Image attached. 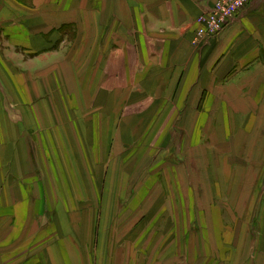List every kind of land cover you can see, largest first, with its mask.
Here are the masks:
<instances>
[{
  "label": "crops",
  "instance_id": "obj_1",
  "mask_svg": "<svg viewBox=\"0 0 264 264\" xmlns=\"http://www.w3.org/2000/svg\"><path fill=\"white\" fill-rule=\"evenodd\" d=\"M216 1L0 0V264H264V0L197 48Z\"/></svg>",
  "mask_w": 264,
  "mask_h": 264
},
{
  "label": "built area",
  "instance_id": "obj_2",
  "mask_svg": "<svg viewBox=\"0 0 264 264\" xmlns=\"http://www.w3.org/2000/svg\"><path fill=\"white\" fill-rule=\"evenodd\" d=\"M251 0H217L213 7L196 20L197 28L192 43L201 48L217 37Z\"/></svg>",
  "mask_w": 264,
  "mask_h": 264
},
{
  "label": "rangeland",
  "instance_id": "obj_3",
  "mask_svg": "<svg viewBox=\"0 0 264 264\" xmlns=\"http://www.w3.org/2000/svg\"><path fill=\"white\" fill-rule=\"evenodd\" d=\"M4 102H5V100H4ZM183 141H184V139L181 137L179 140H177L176 141V143L174 142V145H171V143L169 144V146H170V148L172 149V151H175V152H177V153H185L184 154V156H187V157H189V156H191L192 154H195L194 156H196V154H200V155H204V151H203V148L201 147V149H199V150H197V151H195V153H193V151H189V149L187 150V148H186V146L185 145H183ZM218 149V148H217ZM211 152H212V155L214 154V151L213 150H211ZM191 159H192V157H190ZM194 158V157H193ZM149 166L150 165H144L142 168H141V172H143V171H145L146 172V170H148L149 169ZM223 200H225V202H224V204H226V199H222V201ZM236 201V200H235ZM228 202V201H227ZM229 203V202H228ZM230 204V203H229ZM261 213H262V211H261ZM260 215H262V214H260V211H253V213L251 214V216H250V214L248 215V218H249V220H250V222L252 221L253 223H255V222H259V220H260ZM255 221V222H254ZM224 224H226V223H224ZM257 230H259L258 228H257ZM245 237L246 238H248V235H245ZM246 243H248V241H245L244 243H243V245H244V249L245 250H248L246 247H245V245H246ZM150 249H153V248H150ZM153 259V252L152 251H150L149 252V261L150 260H152ZM239 261V260H238ZM225 263H226V261H225ZM233 263V262H232ZM239 264V263H238ZM244 264H246V263H244Z\"/></svg>",
  "mask_w": 264,
  "mask_h": 264
}]
</instances>
